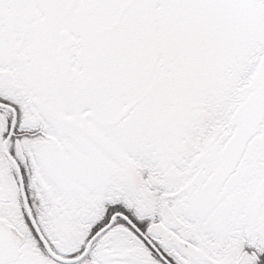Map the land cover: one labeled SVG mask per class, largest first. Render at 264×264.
Returning a JSON list of instances; mask_svg holds the SVG:
<instances>
[{"label": "snow or ice", "instance_id": "6c2138e0", "mask_svg": "<svg viewBox=\"0 0 264 264\" xmlns=\"http://www.w3.org/2000/svg\"><path fill=\"white\" fill-rule=\"evenodd\" d=\"M0 264H264V0H0Z\"/></svg>", "mask_w": 264, "mask_h": 264}]
</instances>
